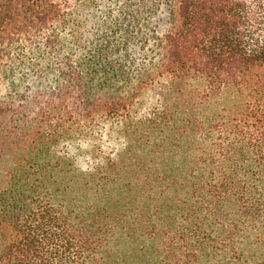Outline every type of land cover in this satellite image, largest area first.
<instances>
[{
  "label": "trees",
  "instance_id": "1",
  "mask_svg": "<svg viewBox=\"0 0 264 264\" xmlns=\"http://www.w3.org/2000/svg\"><path fill=\"white\" fill-rule=\"evenodd\" d=\"M150 1L0 0V264H264V0Z\"/></svg>",
  "mask_w": 264,
  "mask_h": 264
},
{
  "label": "rangeland",
  "instance_id": "2",
  "mask_svg": "<svg viewBox=\"0 0 264 264\" xmlns=\"http://www.w3.org/2000/svg\"><path fill=\"white\" fill-rule=\"evenodd\" d=\"M150 1V0H149ZM156 1V0H155ZM161 3V6L157 9V11H147L142 8L141 12L136 14L139 18V27L135 30V27L130 26L133 29L132 35H136V31L138 33V37L132 41H130L129 52L131 56L135 59L134 65L147 63L148 59L152 55V47L154 45V41L156 40L154 36L161 35L168 28V10L166 5V0H157ZM134 2V6L132 5ZM131 5L132 10L137 8H141L142 4L139 0H84V6L80 13V19L83 21L82 33H83V41L86 45H92L94 40L99 37V35L105 34L103 33L105 30L103 29V21L109 15H114L115 17L118 13V7L122 5ZM152 4V1L148 3ZM113 12V13H112ZM117 17V16H116ZM156 23H151V22ZM135 22V20H134ZM107 36H112L109 32H106ZM143 33V34H142ZM67 40H71V34H65ZM113 38V36H112ZM116 42L120 39V35L114 37ZM139 39V40H138ZM26 53V54H25ZM25 57H21L23 63H20L18 66L15 64L16 69L14 70L12 76L15 83L22 82L21 87H25L29 85L30 87H34L37 84V73L33 72L30 64L32 63V55L30 52L25 50ZM33 56V57H32ZM15 89L11 86L10 82L0 81V95H5L9 92H13Z\"/></svg>",
  "mask_w": 264,
  "mask_h": 264
}]
</instances>
